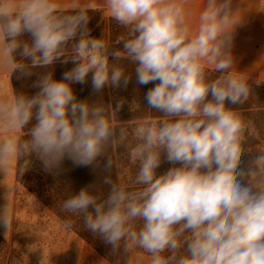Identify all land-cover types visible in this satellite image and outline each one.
Returning a JSON list of instances; mask_svg holds the SVG:
<instances>
[{"label":"clouds","instance_id":"obj_1","mask_svg":"<svg viewBox=\"0 0 264 264\" xmlns=\"http://www.w3.org/2000/svg\"><path fill=\"white\" fill-rule=\"evenodd\" d=\"M104 4L126 29L115 41L122 48L110 50L107 39L90 36L93 3L0 0V66L27 77L61 57L74 64L61 80L50 71L40 76L33 96L0 97V168L7 172L14 162L23 174L33 155L47 170L65 158L89 166L128 141V156L138 164L134 178L126 184L106 180L103 199L81 189L63 202L64 211L82 215L114 251L123 246L127 264L137 251L148 254L150 264H264V151L241 167L246 125L226 107L250 94L248 77L235 70L231 54L241 11L233 0H204L194 30L186 0ZM25 34L30 40L22 39ZM122 60L135 66L137 84L155 83L145 100L162 114L136 123L131 141L124 127L114 139L123 101L115 109L90 104L77 100L72 88L86 83L89 73L95 92L127 87L131 76ZM211 72L221 75L210 79ZM162 156L173 167L157 176ZM3 223L11 224L10 208Z\"/></svg>","mask_w":264,"mask_h":264},{"label":"trees","instance_id":"obj_2","mask_svg":"<svg viewBox=\"0 0 264 264\" xmlns=\"http://www.w3.org/2000/svg\"><path fill=\"white\" fill-rule=\"evenodd\" d=\"M93 11L100 10H90L89 12ZM111 19L115 21L113 18ZM22 39L28 41L30 37L25 34ZM16 59L17 61L20 59L18 54ZM62 60L63 57L47 68L32 69L33 83H36L40 76L49 71L52 72L54 79L61 80L63 74L74 67L73 63H63ZM109 61L114 62L112 57H109ZM23 62L26 64L30 63V61ZM118 63L125 68L126 74L131 76L129 86L123 87L121 90L106 86L100 92H95L91 86L92 73H89L86 83H73L72 88L77 100L87 101L90 104H102L106 108L115 109L116 104L119 101H123L124 105L116 112V123H121L122 126L119 128L124 127L128 132L132 125L141 120L162 114L150 109L145 100V94L150 88L155 86V83L148 85L137 84L134 72L135 66L127 60H122ZM212 73L221 74L220 72H211L210 74ZM248 84L250 86V94L246 101L236 105L226 102V107L240 113L246 125L242 148L246 151L244 153L248 157L247 160L241 161V167L248 166L252 161V156L264 151V82L256 81L254 83L253 81H248ZM208 99H211L210 95ZM33 122L35 120L31 121L24 129L25 137H27L29 129L34 125ZM29 159L31 160L30 167L23 174L19 173L18 164L17 182L41 204L52 210L64 223L71 221L69 228L73 229L80 238L90 244L110 264H127L129 254L124 251L123 246L114 251L112 246L105 243L99 234L91 232L86 227L82 215L66 212L63 210L62 205L69 197L76 195L81 189L85 188L99 195L101 199L105 198L110 189V184L106 183V180H110L113 183H118L117 180L121 184L129 183L138 170V164L131 162L128 156V148L119 149L113 145L102 156L98 157L93 165L89 166H77L72 160L65 158L57 168L47 170L42 161L35 155ZM109 160L112 162L110 167L107 166ZM22 162L21 160L20 163ZM171 167L173 165L167 162L166 157L162 156V163L156 170L157 176L162 175ZM24 173H26L25 176Z\"/></svg>","mask_w":264,"mask_h":264},{"label":"rangeland","instance_id":"obj_3","mask_svg":"<svg viewBox=\"0 0 264 264\" xmlns=\"http://www.w3.org/2000/svg\"><path fill=\"white\" fill-rule=\"evenodd\" d=\"M88 15L90 19L87 27L92 38L107 39L112 49L122 48L121 44L112 42L124 35L126 29L102 11L89 12ZM219 75L221 74L212 73L210 79H215ZM21 82L23 83L21 94L31 96L32 93L29 92L25 82L22 80ZM129 85L128 83L127 86ZM116 88L121 90L123 86ZM121 126L122 124L119 123L115 129L114 139L117 141ZM133 127L134 125L131 129ZM131 129L127 132L129 141L132 139ZM127 143L128 141L116 143L115 147L127 149ZM244 152L246 151L243 150L241 161L247 160L248 155ZM254 157L252 156V159ZM117 182L119 183V180ZM9 208L11 224L5 226L3 217ZM150 259L146 253L135 252L131 255L132 264H150ZM0 264L110 263L80 238L73 229L67 227L52 210L41 204L17 183L16 188L11 191L0 187Z\"/></svg>","mask_w":264,"mask_h":264},{"label":"crops","instance_id":"obj_4","mask_svg":"<svg viewBox=\"0 0 264 264\" xmlns=\"http://www.w3.org/2000/svg\"><path fill=\"white\" fill-rule=\"evenodd\" d=\"M57 2L64 6L73 3H93L96 10L109 16L105 10L104 0H57ZM203 4L204 0H186L189 23L194 30L199 25ZM233 8L239 9L242 15L241 23L235 28L232 36L233 67L248 77V80L264 82V0H233ZM18 57L21 58L19 55ZM21 80L32 93L31 96L39 91L34 86L33 75L22 77L19 71L11 73L10 68L0 66V97H10L12 92L21 95L23 91ZM16 174L14 162L9 165L7 172L0 168V187L8 188L10 191L16 188L18 183Z\"/></svg>","mask_w":264,"mask_h":264}]
</instances>
